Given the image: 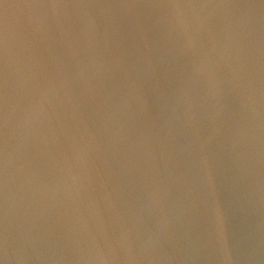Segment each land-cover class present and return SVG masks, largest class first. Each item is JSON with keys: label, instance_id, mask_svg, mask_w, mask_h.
Returning <instances> with one entry per match:
<instances>
[{"label": "water", "instance_id": "95a60500", "mask_svg": "<svg viewBox=\"0 0 264 264\" xmlns=\"http://www.w3.org/2000/svg\"><path fill=\"white\" fill-rule=\"evenodd\" d=\"M0 264H264V0H0Z\"/></svg>", "mask_w": 264, "mask_h": 264}]
</instances>
